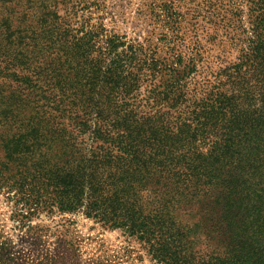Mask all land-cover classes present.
Wrapping results in <instances>:
<instances>
[{"label": "trees", "instance_id": "obj_1", "mask_svg": "<svg viewBox=\"0 0 264 264\" xmlns=\"http://www.w3.org/2000/svg\"><path fill=\"white\" fill-rule=\"evenodd\" d=\"M208 1L232 64L186 41L175 13L161 54L106 30L103 0H0V193L16 228L80 212L158 263L264 264V0Z\"/></svg>", "mask_w": 264, "mask_h": 264}, {"label": "rangeland", "instance_id": "obj_2", "mask_svg": "<svg viewBox=\"0 0 264 264\" xmlns=\"http://www.w3.org/2000/svg\"><path fill=\"white\" fill-rule=\"evenodd\" d=\"M207 2L103 0V11L93 17H101L106 30L123 35L128 41L145 42L148 39L152 47L157 45L159 53L163 54L176 39L165 24L167 15L175 13L177 20H181L179 26L186 41L196 39L210 62L216 63L214 60H217L222 66L232 64L238 55V47L229 39L231 32L227 33L213 19L210 21V16L205 13ZM224 3L228 1L224 0ZM235 5L245 10L243 1L236 0ZM197 9L199 14L195 12ZM233 17V25L247 27L245 13L241 19ZM13 211L12 202L0 193V264H162L153 259L135 237L118 228L102 227L80 212L55 213L50 217L42 214L32 220V224L39 227L26 232L15 227ZM186 219L195 221L196 217ZM204 248L205 245L197 246L201 251Z\"/></svg>", "mask_w": 264, "mask_h": 264}]
</instances>
